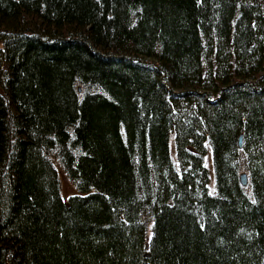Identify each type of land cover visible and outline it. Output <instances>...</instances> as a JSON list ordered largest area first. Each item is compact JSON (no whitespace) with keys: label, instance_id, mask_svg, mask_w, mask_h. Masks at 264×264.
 I'll list each match as a JSON object with an SVG mask.
<instances>
[{"label":"trees","instance_id":"16d2710c","mask_svg":"<svg viewBox=\"0 0 264 264\" xmlns=\"http://www.w3.org/2000/svg\"><path fill=\"white\" fill-rule=\"evenodd\" d=\"M0 264H264V0H0Z\"/></svg>","mask_w":264,"mask_h":264},{"label":"rangeland","instance_id":"374dc122","mask_svg":"<svg viewBox=\"0 0 264 264\" xmlns=\"http://www.w3.org/2000/svg\"><path fill=\"white\" fill-rule=\"evenodd\" d=\"M206 155L204 157V165L206 169L208 170V176H209V184L208 188L210 193L214 191L215 187V180H214V171H213V165H212V154H211V148L209 144H206ZM170 152L171 157L175 161V150L173 143L170 144ZM55 167L58 168V164L55 163ZM57 178L60 185V196L63 201V203L67 204L68 198L74 195H84V193L79 192L76 187L71 183V181L66 177V175L60 170L57 169ZM148 235H150V231L148 232Z\"/></svg>","mask_w":264,"mask_h":264},{"label":"water","instance_id":"95a60500","mask_svg":"<svg viewBox=\"0 0 264 264\" xmlns=\"http://www.w3.org/2000/svg\"><path fill=\"white\" fill-rule=\"evenodd\" d=\"M239 148H241V137L239 138ZM240 182H241V185L243 186V187H246V185H247V175L246 174H241L240 175Z\"/></svg>","mask_w":264,"mask_h":264}]
</instances>
